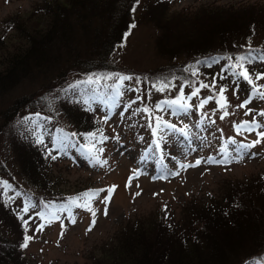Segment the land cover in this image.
Instances as JSON below:
<instances>
[{"label":"trees","instance_id":"1","mask_svg":"<svg viewBox=\"0 0 264 264\" xmlns=\"http://www.w3.org/2000/svg\"><path fill=\"white\" fill-rule=\"evenodd\" d=\"M163 1L166 0H140L133 12L135 0H40L24 19L14 15L11 17L14 18L13 23L6 24L5 27L11 30L10 37L13 38L12 33L17 32L24 43L20 44L21 47L13 43L11 50L0 53V98L10 94L27 75H48L59 66L58 61L65 60L67 69L58 68L56 75V96L62 119L50 107V99L33 98L28 93L11 98L0 110V133L7 132L12 136L16 171L28 184L20 187L25 196L24 203L18 205L8 200V186L0 182V264H30L24 256L25 247L21 246L25 236L38 232L41 223L46 227L52 212L61 215L70 198L87 191L84 186L70 191L57 187L49 169L52 161L60 156L56 145L61 140H71L79 152L89 149L92 144L95 148L99 146L96 151L108 143L109 131L106 132L101 127L102 121L95 117L96 104L107 108L120 99L112 98L111 89L103 93L88 90L87 77L127 73L125 76L132 77L137 86L144 87L145 95L154 89L153 84L159 86L160 81L177 85L170 96L158 97L153 107L144 105L149 113L147 120L151 118L149 123L145 121L149 131L146 134L149 138L153 135L155 139V117L177 126L178 117L184 114L178 110V105L171 108L166 105L160 110L156 104L175 99L182 84L187 96L200 81L208 83L197 73L192 75L193 71L212 72L215 83L221 82V86L226 83L229 86L236 78L235 85L240 91L244 90L246 81L232 75L227 66L234 65L238 56L249 52L257 56L260 50H264V38L257 44L246 41H250L257 29L264 28V3L223 5L201 11L202 17L196 19L201 30L187 36L188 41H180L178 49L174 45L165 47L161 39L164 32L172 30L169 22L174 20L168 16L157 17L154 24L158 32L155 38L158 53L168 59L182 54L189 60L169 61L165 66L159 65L148 71L122 70L110 60L116 48L124 44L125 33L129 34L133 29L131 25H136V12L150 17L156 10L154 8L163 6ZM96 3L98 8L95 11ZM88 13L101 17L106 13L108 28L103 35L99 28L94 29L92 58L84 61L73 51L72 42L76 23L84 28L88 24ZM35 17L37 23H32L30 19ZM175 23L178 24L177 21ZM5 41L1 36L2 47L6 45ZM244 63L249 73L251 70L257 72L259 68L256 65L264 64L259 60ZM218 91H213V95ZM77 97L83 98L82 105L78 104ZM251 99L252 95L247 100ZM25 108L28 109L20 114ZM44 114H49L56 121L47 127L50 136L46 137L55 149L47 148V142L36 131V128L45 126L42 121ZM139 118L130 111L127 119L128 122L138 120L140 123ZM235 124L233 122V127ZM90 134H95V138ZM52 156L56 158L52 159ZM0 173L13 176L2 160ZM216 184L205 198L188 196L179 204L178 210L165 206L154 214L150 213L155 217L150 221L133 216L120 222L111 237L114 249L109 264H264V173ZM30 198H37V203L31 204ZM25 206L29 207L28 212L23 211Z\"/></svg>","mask_w":264,"mask_h":264},{"label":"rangeland","instance_id":"2","mask_svg":"<svg viewBox=\"0 0 264 264\" xmlns=\"http://www.w3.org/2000/svg\"><path fill=\"white\" fill-rule=\"evenodd\" d=\"M38 1L40 0H0V37L2 36L6 40V45L3 47L0 45V53L11 50L13 43L19 47H21L20 44L23 45V39L18 38L17 32L12 33L14 36L12 38L10 37L11 30L5 26L8 22L12 21L13 23L14 18L11 17L14 15L24 19L28 15L26 13L34 9L35 3ZM163 2L161 3L163 6L154 8L156 10L152 11L153 14L150 17L144 16V14L142 16L140 11L136 12V26L127 35L124 44L116 48L110 56V60L120 66L122 70L148 71L159 65L165 66L169 61H183L184 58L189 60L182 54H178L179 56L174 59H168L165 55L158 53L155 45L158 32L157 25L155 26L154 23L159 16H168L174 20V22H169L172 30L164 32L161 39H163L165 47L174 45L178 49L180 41H188L187 36L201 30L200 24L197 26L196 21L197 18L202 17L201 11L223 5L264 3V0H166ZM97 8L96 3L95 11ZM93 14H87L88 24L84 28H81L79 22L76 23L74 41L72 42L73 51L84 61L87 58H92L90 52L94 48V29L99 28L100 34L103 35L108 28L106 13L102 17ZM30 21L37 23L36 17ZM250 38V41L246 38L243 41L246 40L253 44L260 42L264 38V28L257 29ZM0 59H2L1 56ZM57 63L59 66L54 67V70L48 72V75L40 77L27 75L24 77L10 94L0 98V110L9 103L11 98L28 93L33 98L50 99V107L62 119L56 96V75L59 69L66 70L67 67L65 60ZM256 67L259 70L255 72L250 69V74L257 85H262L264 79L256 80L255 74L264 73V64L256 65ZM196 73L202 79H207L209 84L212 83L211 80L215 75L212 72L204 71H196ZM97 76L99 75L93 74L89 77L95 79ZM104 76L107 75H100V77ZM89 77H87V81ZM133 80L132 78V80L123 82L119 96L116 95V90L110 87L117 83L115 77L101 79L99 83L93 84L86 81L88 90L103 93V91L107 92L111 89L112 98L120 99L107 108L102 104H96L95 117L98 121H102L101 127L106 132L109 131L108 143L99 148L103 149L102 152L96 150L94 151L95 156H90L89 149H82L79 152L71 140H64L61 147L58 148L60 156L50 165V173L58 184L56 186L67 191L74 190L77 186H84L87 190L107 189L112 185L117 187L107 205L102 202V198L107 195L106 192L100 193L92 200L96 223L91 231H86L93 219L91 212L82 207H73L70 213L63 210V213L59 215V220H52L43 230L34 232L31 235L33 239L23 250L24 256L30 264H109L114 249L111 237L114 235L116 226L127 217L134 216L142 218L144 221H150L155 218L150 213L154 214V211L161 210V207L167 206L166 208L178 210L179 204L190 195L205 198L215 183L218 184L223 180L255 177L258 173H264V141L250 149L248 154L239 160L233 159L236 153L232 149L236 145L228 142L229 137H234L237 145L241 141L250 143L257 139L256 132L245 131L237 135L233 122L238 123L242 119L255 118L258 123L264 124V116L259 115L264 112V98L254 95L250 84L246 82L243 91H240L235 85L236 78L230 82L229 86L227 83L225 84V94L228 100L227 110L230 115L223 120L220 119L222 110L216 105L215 99L209 100L202 109L198 107L201 100L214 96L213 91H218L221 82L216 83L215 90L202 88L198 96L187 101L191 107L186 111L181 110L184 114L178 117L179 124L175 129L158 128L155 139L153 135L149 138L146 134L149 131L145 127V121L149 117V113L144 111V105H148L149 108L153 107L158 97L170 96L177 85L174 84L175 87H169L164 92L154 88L151 92L148 91V95H145L144 87L137 86ZM250 95H252V101L250 100L247 107H236L247 100ZM82 100L83 98L77 97L79 105H82L80 104ZM249 108L252 110L251 113L245 115ZM27 109H23L20 114ZM130 111L141 117L139 118L141 119L140 123L138 120L128 122ZM42 121L45 126L36 128V131L40 138L47 142V148H54L46 137L50 136L47 127L56 121L49 114H44ZM150 121L151 118L146 122ZM179 129H184V133ZM259 130L257 129V131ZM154 140L160 141V149H156ZM225 145H227V154L231 162H213L225 159V152L222 151ZM13 147L12 136L7 135V132L0 133V160L4 161L5 166L13 173L12 178L5 173H0V182L6 183L8 186V200L21 205L24 203L25 195L22 194L20 187L24 184L27 187L28 184L16 171ZM88 147L90 148V146ZM252 153H256V155L253 156ZM95 157H98V160ZM209 157L213 159L210 161ZM197 160H200L201 163L195 167H182V165H193ZM134 170L138 175L131 181V186H126L129 177L133 176ZM172 172H179V175H169ZM137 192L140 195H135ZM29 201H32L31 204H33L37 203L38 199L30 198ZM105 207H107V215L104 214ZM72 218L75 219V223L71 222ZM62 231L63 235H61Z\"/></svg>","mask_w":264,"mask_h":264},{"label":"snow or ice","instance_id":"3","mask_svg":"<svg viewBox=\"0 0 264 264\" xmlns=\"http://www.w3.org/2000/svg\"><path fill=\"white\" fill-rule=\"evenodd\" d=\"M140 0H135V4L132 6V11L134 12L136 10V6L139 5ZM135 24H132L131 27H135ZM128 33H125V36H127ZM229 59H231V57H229ZM254 60H259L260 62L264 63V50H260L257 56H253L251 52H249L247 55H242V56H238L236 57V63L234 65H228L227 67L231 69L232 75H235L237 77L242 78L243 80H245L248 84L252 85V92L254 95H258L261 98H264V84L262 85H256L252 79L251 74L248 72L245 63H252ZM213 63H215L216 61L213 60ZM197 63H202L201 61H197ZM239 69V70H237ZM192 75H196V71H193ZM113 77H115L117 83L111 85L110 87L114 88L116 90V95L119 96L121 94L120 89L123 87V82L124 81H129L132 80V77L130 76H125V75H120V74H109L107 76L104 77H100L97 76L95 79H93L92 77L88 78L87 83L89 84H93V83H99L101 79H112ZM221 78H224L223 76H221ZM255 78L256 80H262L264 79V73H257L255 74ZM137 83H139V81H137ZM157 84H153V87L157 89V91L160 92H164L166 89H168L169 87H175V85H172L170 81L168 82H164V81H160ZM184 85L182 84L180 86L179 89V95L175 98L172 99L171 101L168 100H164L161 102H158L156 104V108L163 110L164 107L167 105L169 108H171L172 106H176L178 105L179 108L178 110H184L186 111L189 107H191V105H189L187 103V101H190L192 99V97L194 96H198L199 92L202 88H210L215 90L216 89V83H215V77L213 78L212 83H204L202 81L199 82L198 86L193 88V91L185 96L184 91H183ZM226 91V87L225 86H221L219 88V91L216 93L215 96H209L206 97L205 99L201 100L200 104L198 105L199 108H203L204 104H206L209 100L212 99H216V103L218 105V108L220 110H222V115L220 116V119L223 120L225 117H227L228 115H230L228 109V100L227 97L224 96V93ZM139 98V97H138ZM250 103V100H245L243 101L241 104L237 105V108H245L247 107V105ZM144 111H148L147 108L144 109ZM251 109L249 108L248 111L245 113V115H248L251 113ZM259 115L264 116V112L259 113ZM156 120V125L157 127L153 129V133L154 135L156 134L157 128H171V129H175V125L168 123L167 121H163L160 117H155ZM214 123V121H213ZM235 127V131L237 132V135L241 134L242 132H256L257 135V139L251 141L250 143H244L243 141H241L238 145L236 143V140L234 137H229L228 138V142L232 145H236L232 151H234L236 153V156L233 157V159H243L245 155L248 154V151L250 149H252L253 147H255L257 144H260L262 141H264V124H260L257 122V120L255 118L251 119V120H244V121H240L239 123H236L234 125ZM257 129H260L259 131H257ZM180 132L184 133V129H179ZM93 139L95 138V134H90ZM63 143V140H61L59 143H57L56 147L59 148L61 147ZM156 149H160L161 145H160V141L159 140H154L153 141ZM95 150V144H92L91 147L89 148V155L90 156H95L94 153ZM99 151H103V149H99ZM222 151L225 152V159L223 161H213V162H223V163H230L231 160L228 158V154H227V145L224 146V148L222 149ZM253 156L256 155V153H252ZM52 159H55V156L51 157ZM98 160V157H95ZM210 161L213 159L211 157L208 158ZM106 163V162H105ZM201 163L200 160H197L195 164L193 165H182V167H195L197 165H199ZM138 175V173L136 172V170H134L133 176L129 177V181H128V185L126 186H131V181L134 179V177ZM169 175H179V172H172L169 173ZM163 178V177H162ZM117 186L116 185H112L110 187H108L107 189H89L83 193L78 194L76 197H72L70 198L68 204L66 205L65 209L66 211H68L69 213L71 212L73 207H82L87 209L88 211L91 212L92 214V222L89 226V228L86 231H91L92 227L95 226V210L92 208V200L95 199L100 193L102 192H106L107 195H105L102 198V202L107 205L112 197V193L115 191V188ZM135 195H140L139 192H137ZM24 212H28L29 211V207L25 206L23 208ZM104 214L107 215V207H105L104 210ZM38 215H42L39 214ZM51 219L48 220L49 223L52 222V220H59L60 217L55 213L52 212L51 214ZM72 223H75V219L72 218L71 220ZM25 224H27V221H25ZM44 224L41 223L40 225H38L37 230H43L44 228ZM61 235H63V231L61 233ZM25 242L24 244H22V247H27L28 246V241L32 240L33 237L32 236H25Z\"/></svg>","mask_w":264,"mask_h":264}]
</instances>
